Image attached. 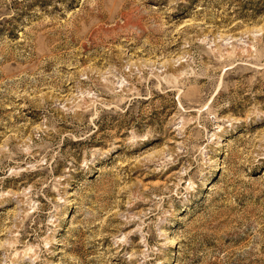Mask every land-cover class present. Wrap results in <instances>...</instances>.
<instances>
[{
  "label": "rangeland",
  "instance_id": "374dc122",
  "mask_svg": "<svg viewBox=\"0 0 264 264\" xmlns=\"http://www.w3.org/2000/svg\"><path fill=\"white\" fill-rule=\"evenodd\" d=\"M0 264H264V0H0Z\"/></svg>",
  "mask_w": 264,
  "mask_h": 264
}]
</instances>
